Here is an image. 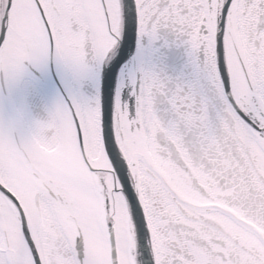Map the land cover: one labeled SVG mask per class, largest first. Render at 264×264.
I'll use <instances>...</instances> for the list:
<instances>
[{
	"label": "snow or ice",
	"instance_id": "6c2138e0",
	"mask_svg": "<svg viewBox=\"0 0 264 264\" xmlns=\"http://www.w3.org/2000/svg\"><path fill=\"white\" fill-rule=\"evenodd\" d=\"M53 61L69 98L0 124V264H141V227L149 264H264V0H0L4 80Z\"/></svg>",
	"mask_w": 264,
	"mask_h": 264
},
{
	"label": "flooded vegetation",
	"instance_id": "af4514ba",
	"mask_svg": "<svg viewBox=\"0 0 264 264\" xmlns=\"http://www.w3.org/2000/svg\"><path fill=\"white\" fill-rule=\"evenodd\" d=\"M127 2L128 0H125V3ZM135 50V43H131L128 55L122 63H129L135 55ZM179 63V54H175L169 61L168 70L171 71L172 66H179ZM107 68L105 66V72ZM64 70L54 61L41 70L27 66V71L21 79L11 84L0 74V124L5 127L15 126L20 131L26 132L35 121L46 120L49 111L57 102L69 98V84L62 75ZM118 79L116 74L114 93ZM82 91L88 96L95 94L94 87L89 83L84 84ZM124 99H128L126 92Z\"/></svg>",
	"mask_w": 264,
	"mask_h": 264
},
{
	"label": "water",
	"instance_id": "95a60500",
	"mask_svg": "<svg viewBox=\"0 0 264 264\" xmlns=\"http://www.w3.org/2000/svg\"><path fill=\"white\" fill-rule=\"evenodd\" d=\"M116 77V70L110 71L107 68L105 85L103 89V102L105 107L106 119L111 110L114 94V82ZM139 251L141 253V264H149V249H148V235L141 227L138 232Z\"/></svg>",
	"mask_w": 264,
	"mask_h": 264
},
{
	"label": "rangeland",
	"instance_id": "374dc122",
	"mask_svg": "<svg viewBox=\"0 0 264 264\" xmlns=\"http://www.w3.org/2000/svg\"><path fill=\"white\" fill-rule=\"evenodd\" d=\"M63 76H64V78H65V80L67 81V82H69V91H70V89L72 88V82H71V78H70V76L68 75V73L66 72V70H64V74H63Z\"/></svg>",
	"mask_w": 264,
	"mask_h": 264
}]
</instances>
